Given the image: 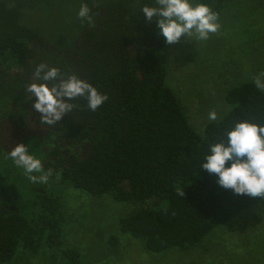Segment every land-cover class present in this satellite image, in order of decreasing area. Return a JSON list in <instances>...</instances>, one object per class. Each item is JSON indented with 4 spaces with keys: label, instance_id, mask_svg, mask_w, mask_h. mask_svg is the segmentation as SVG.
Here are the masks:
<instances>
[{
    "label": "trees",
    "instance_id": "trees-1",
    "mask_svg": "<svg viewBox=\"0 0 264 264\" xmlns=\"http://www.w3.org/2000/svg\"><path fill=\"white\" fill-rule=\"evenodd\" d=\"M57 1L65 0H0V90H19L12 108L0 109V264L47 250L59 252L62 264H82L77 249L62 246L66 215L55 188L65 181L91 195L140 203L120 218V228L152 253L194 246L245 209L264 205L200 169L208 145L224 139L236 121L264 124V90L255 81L230 87L229 110L200 132L167 84L164 37L140 11L155 0H82L94 23L85 21L70 47L21 23L23 7ZM207 2L221 17L227 0ZM41 63L89 80L108 99L92 111L86 97H77L73 112L41 125L26 92ZM19 142L51 170L46 182L33 183L7 157Z\"/></svg>",
    "mask_w": 264,
    "mask_h": 264
},
{
    "label": "rangeland",
    "instance_id": "rangeland-1",
    "mask_svg": "<svg viewBox=\"0 0 264 264\" xmlns=\"http://www.w3.org/2000/svg\"><path fill=\"white\" fill-rule=\"evenodd\" d=\"M109 2L110 0H97ZM82 0L57 1L22 8L21 23L38 28L45 38L70 47L83 27L77 13ZM219 28L207 40L186 36L165 42L161 56L167 84L176 93L189 122L203 132L215 110L217 119L230 106L226 92L246 80H264V0H227ZM15 89L0 90V109L12 108ZM66 222L63 247L75 248L82 264H264V205L245 209L226 225L212 230L194 246L152 253L144 240L121 231L120 218L140 203L115 201L110 195H91L64 182L56 185ZM118 239L111 244V236ZM59 252L19 253L11 264H62Z\"/></svg>",
    "mask_w": 264,
    "mask_h": 264
},
{
    "label": "clouds",
    "instance_id": "clouds-1",
    "mask_svg": "<svg viewBox=\"0 0 264 264\" xmlns=\"http://www.w3.org/2000/svg\"><path fill=\"white\" fill-rule=\"evenodd\" d=\"M140 11L146 20L155 19L168 44L178 42L182 36L207 40L219 28L218 12L207 0H155L152 4H143ZM90 12L88 5L82 3L77 15L82 22L92 24ZM35 75L37 79L26 86V92L29 99L34 98L32 109L41 114V125H54L66 113L73 112L75 105L70 101L77 97H86L92 111L108 99L89 80L75 74L65 76L56 66L41 63ZM254 83L264 90V80L259 76ZM217 116L215 110L208 114L210 121L217 120ZM7 157L33 183H44L51 175V170H44L42 159L30 151L29 144L17 143ZM200 169L216 175L222 188L231 189L237 195L264 199V124L246 118L236 121L224 139L208 145Z\"/></svg>",
    "mask_w": 264,
    "mask_h": 264
}]
</instances>
